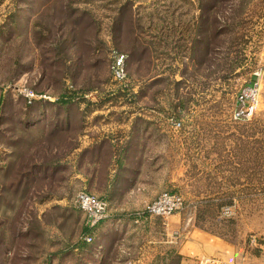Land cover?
<instances>
[{"label":"rangeland","instance_id":"rangeland-1","mask_svg":"<svg viewBox=\"0 0 264 264\" xmlns=\"http://www.w3.org/2000/svg\"><path fill=\"white\" fill-rule=\"evenodd\" d=\"M260 70L264 0H0V264H264V87L231 120ZM101 111L155 125V176L142 210L92 234L75 199L109 156L85 138ZM165 192L183 209L143 215Z\"/></svg>","mask_w":264,"mask_h":264},{"label":"crops","instance_id":"crops-1","mask_svg":"<svg viewBox=\"0 0 264 264\" xmlns=\"http://www.w3.org/2000/svg\"><path fill=\"white\" fill-rule=\"evenodd\" d=\"M93 95H87V99L90 100ZM102 113L96 112L87 117L90 121L87 122L85 138L87 147L93 149L106 143L109 146V156L94 161V164L100 165V171L87 175V192L107 201L110 212L140 211L152 200L150 196H153L150 194V187L155 176V158L153 149L150 157L149 146L155 139L150 133L155 131V125L95 121ZM104 225L107 224H103L100 229H104Z\"/></svg>","mask_w":264,"mask_h":264},{"label":"built area","instance_id":"built-area-1","mask_svg":"<svg viewBox=\"0 0 264 264\" xmlns=\"http://www.w3.org/2000/svg\"><path fill=\"white\" fill-rule=\"evenodd\" d=\"M112 60L111 71L113 79L117 82L126 81L128 76L126 69L127 55L114 51ZM254 76L255 80L249 85L244 86L236 96L235 107L231 114V120L235 123L249 122L253 120L258 113L262 89L264 87V70L255 72ZM24 95L28 98L29 103L35 100L49 99L46 95H37L30 91H24ZM173 127L175 130H179L181 128V122H174ZM76 206L87 215L88 225L92 229L109 221L112 216L107 201L86 191L78 193L76 197ZM183 207L184 200L180 195L165 192L146 207V210L143 211V215L167 219L181 211ZM85 240L87 243H91L94 241V238L88 235ZM197 264L225 263L214 257L203 256L198 259Z\"/></svg>","mask_w":264,"mask_h":264},{"label":"trees","instance_id":"trees-1","mask_svg":"<svg viewBox=\"0 0 264 264\" xmlns=\"http://www.w3.org/2000/svg\"><path fill=\"white\" fill-rule=\"evenodd\" d=\"M127 61H128V59H127ZM127 74H128V72H127ZM61 100H63V101H69L70 99H68L67 97L66 98H64V99H61ZM43 102H47V101H43ZM184 102V101H183ZM32 103H34V102H32ZM32 103H30V104H32ZM184 104V103H183ZM87 106H89V104H87ZM96 106H98V105H96ZM90 107V106H89ZM89 107H87V109H90ZM92 107H94V106H92ZM98 107H100V105L98 106ZM81 192V191H80ZM78 195V194H77ZM77 195H76V197H77ZM75 206H76V199H75ZM76 208H77V206H76ZM78 209V208H77ZM79 211H81L82 213H84L82 210H80V209H78ZM84 215L86 216V219H87V232H89V233H92V234H94L95 233V231L97 230V228L100 226H98V227H96V228H90L89 227V225H88V217H87V215L84 213Z\"/></svg>","mask_w":264,"mask_h":264}]
</instances>
